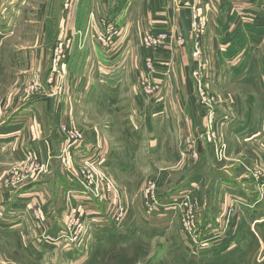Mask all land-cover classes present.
Masks as SVG:
<instances>
[{
    "label": "rangeland",
    "instance_id": "374dc122",
    "mask_svg": "<svg viewBox=\"0 0 264 264\" xmlns=\"http://www.w3.org/2000/svg\"><path fill=\"white\" fill-rule=\"evenodd\" d=\"M86 1L2 0L0 126L7 122L2 98L9 102L31 82L42 89L34 97L45 95V99L62 95L65 87L88 85L87 91L70 96L85 105L80 116L89 125L97 122L111 148L101 172L115 187L125 215L115 224L109 218L110 230L83 232L75 246L65 239L59 249L25 248L23 242L31 239L27 232L33 225L40 230L32 219L33 207L46 210V223L50 208L23 196L13 203L33 179L11 190L10 200L2 202L4 177L18 164L6 168L5 156L11 158L10 154L0 151V264L5 258L15 264H264V76L256 73L258 60H250L246 73L241 70L234 76L225 71L226 76L216 71L201 45L196 57L192 56L194 45L186 42L171 44L180 52L169 59L144 57L142 48L152 52L169 48L170 32L152 30L166 34L155 48L144 45V35L139 43L128 44L121 39L118 19L106 16L99 21L90 10L91 0L87 13L83 11ZM188 25L190 30L191 18ZM241 63L243 59H227L225 65ZM54 75L56 92L49 82ZM147 85L157 90L143 98L140 92ZM65 177L62 184L51 172L37 176L36 184L41 186L34 188L46 182L56 204L68 184ZM148 183L157 186L159 204L150 215L141 200ZM43 188L48 191L47 186ZM73 196L78 197L71 193V200ZM107 196L116 201L112 193L92 199ZM73 205L83 212L82 220L92 217L89 224L94 216L100 217L94 211L96 204H85L84 211L78 203ZM61 209L56 204L58 218L52 220L56 225L51 222L60 231L61 226L66 230L65 207ZM15 212L20 213L18 233H4L17 224L4 219ZM80 242L91 244L78 247ZM236 248L233 260L216 262V255L222 258Z\"/></svg>",
    "mask_w": 264,
    "mask_h": 264
},
{
    "label": "crops",
    "instance_id": "0c3cea01",
    "mask_svg": "<svg viewBox=\"0 0 264 264\" xmlns=\"http://www.w3.org/2000/svg\"><path fill=\"white\" fill-rule=\"evenodd\" d=\"M89 1L90 0H87L86 4H83V11H86V13L88 11L86 9ZM90 3V10L94 12L95 17L100 18L99 21L106 16H112L118 19L121 28V39L126 43L128 42V44L135 42L139 43L142 35L148 30L156 32L169 31V48L154 49V52L142 48V56H151L154 59H169L175 51H177L175 55H178L180 52L179 49L176 47L174 51L170 45L176 44L178 35L180 33L183 34L179 12L181 10L184 11V16L189 24L191 12L195 9L200 19L206 24L205 33L198 39V44L205 47V54L212 60V64L216 67L218 73L223 72L226 76V72L229 75H233L232 73H234V76L241 70H243V73H246L249 71L250 60L256 59L259 64L256 73L264 76V72H262L264 68V63L262 65V58H264L263 0H91ZM1 5L2 0H0V6ZM52 10H54L53 7L50 11ZM128 12H130L129 16ZM88 21L89 18L86 16L84 23L86 24ZM50 25L51 24H48L47 26L50 27ZM57 25L56 17L53 15L52 26L56 27ZM184 39L186 44L190 43L192 47L194 44V37L191 35V29L189 30V38L186 39L184 37ZM39 42L40 38L37 35L35 44L38 45ZM35 53L39 55L40 52L36 50ZM131 56L132 55L128 53V57L131 58ZM182 57H184L183 54ZM175 58L178 59L177 56ZM227 59H243V63L240 65L226 66L225 63ZM223 65L225 66L223 67ZM163 68L166 70L165 65ZM223 74H220L219 80H221ZM219 84H221V81H219ZM65 88L62 90V95L60 94L57 97H54V95L47 96L46 99L44 97L45 95L39 97L25 96L23 91H19V93L15 92L9 102L7 97H3L2 115L4 116L6 114L5 116L7 117H4L7 122H3L0 126V151L6 150L7 153L10 154L9 157L11 158L4 155L8 160V163H5L8 169L13 165L33 159L42 164L48 163V173H54L59 180L62 179V184L65 182L63 181L66 178L65 176H68V184L62 189L61 196L59 200L56 201V204L58 209L66 207V192L78 195V197L73 196L72 200L70 199L69 205L73 206V204L76 205L78 203V205H81V210L84 209L83 206L85 204H96L98 207L94 205V211L98 213L100 217L94 216L93 218L95 219L92 220L91 224H89V222L92 217L86 219L85 234L88 235L93 234L96 229H109L108 225L110 224V220L108 219L111 218L110 209L114 205L115 200L113 198V200H111L110 196H107V198L103 197L100 200L92 199L93 196L88 193V190L84 189L83 180L77 174L78 169L85 160L97 161L100 163V168H102V166L104 168L109 153L111 154V148L105 144L102 131L98 128L97 122H93L94 125H89L88 123L90 121L80 116V114L83 115L82 109L85 105L70 96L71 92L74 91H76L74 94H78L82 90L87 91L89 89L88 85L83 88H80V86L78 88ZM228 97H230V95H228ZM47 99L49 100L48 105L46 102ZM249 100L251 103H254L252 96ZM78 103H80V105H78ZM222 104L226 106L225 102ZM250 112H253L252 108ZM261 115L262 114H260L259 117ZM260 123H263V120L260 121ZM62 125L80 129L84 134L83 142L78 146H74L70 152L69 172L64 171L56 159L60 148L64 145V139L59 131ZM44 175H47V173ZM37 176L41 177L43 174ZM37 176H35V178H37ZM35 178H33V182L26 186V188L19 190L18 193L20 196L15 197L13 203L16 205L18 199L21 200L23 196L30 197L32 203L37 201L45 204L47 209L50 208L45 218L47 219L48 231L46 232L51 235L60 234L65 230L64 226H61L62 231H60L59 227H51V225H53L51 222H53L52 220L56 216V204L54 199L56 197L53 196L50 189L51 187L47 185L46 182L43 184L47 186L46 189H48V191L43 188L46 186L42 187L44 190H42V188H37V190H35L34 186H41L40 182L36 184L37 180ZM47 182L50 183V180ZM39 191H43V195L39 194ZM2 192H4L2 195V202L10 200L9 195H11L13 191L6 190L2 184ZM62 202L64 203L62 204ZM61 210L63 211L64 208ZM80 213L83 214V212ZM107 213L109 214L107 215ZM19 215V212L18 214L15 212L11 217L4 218L6 221H9L10 224L14 223V221L17 223L15 226L8 228V230H4V233H18L19 227L17 228V225L20 220ZM106 215L107 218H105ZM55 218H58V213ZM53 223L56 225L55 222ZM96 225H98V227H96ZM24 232H22V241ZM38 234L41 236V230L37 229L36 225H33L31 232H27V235L32 240L28 237L29 240L27 241L29 242H23V246L30 249H46L47 246L40 247V243H43V240L39 239L40 237L38 238ZM84 243L86 246L91 244L80 242L81 245L77 246H83L85 245ZM63 245L62 242H57L55 244H49L48 248L59 249L62 248ZM75 245L76 244L71 246ZM3 261L2 264H15L6 258Z\"/></svg>",
    "mask_w": 264,
    "mask_h": 264
},
{
    "label": "built area",
    "instance_id": "2783aa9c",
    "mask_svg": "<svg viewBox=\"0 0 264 264\" xmlns=\"http://www.w3.org/2000/svg\"><path fill=\"white\" fill-rule=\"evenodd\" d=\"M264 1V0H263ZM191 35L194 37V46L192 50V56L196 57L198 55V39L202 37L205 33L206 24L198 14L196 13L195 9L191 12ZM158 33V32H156ZM160 34H155L152 30L146 31L142 40L144 45L148 48H155L156 44L159 43L164 39L166 34L159 32ZM185 42L183 34L180 33L177 37V42L179 46L183 45ZM56 75L53 78L49 79V82H52L51 90L56 92L59 90L58 87H55ZM30 82V81H29ZM157 88H154L150 85H147L142 89L140 94L143 98H147L149 95H153ZM42 91L40 86H37L36 83L31 82L26 86L24 95L25 96H35ZM50 96V95H49ZM59 131L62 134L64 139V145L60 148L59 154L57 155L56 159L61 166V168L69 172V162L71 159V150L74 146L80 145L84 140V134L80 129L69 127L66 125H62L59 128ZM49 171V164L48 163H39L36 160L30 159L28 161L19 163L17 166L14 167L13 170H9L7 175L4 177L3 180V187L6 190H16L26 186L35 176L39 174H46ZM83 180V186L85 190L93 196V198H100L102 195L107 194H114L116 201L112 206V213L111 219L114 220V223H119L124 215V206L122 205V200L117 195V191L109 178L105 176L101 172L100 163L97 161H90L85 160L81 163L78 173H77ZM27 179H31L28 180ZM156 185L155 183H148L142 191L141 200L143 210L146 214L154 212V209L159 205L156 199ZM66 199V207L64 211V219L66 221V230L61 232L58 235H50L47 231V223L44 221V217L46 215L45 211L41 206L36 205L33 207L32 211V219L36 222L40 230L43 232L41 235V239L43 243H40V247H48L49 244H55L60 242L61 240H65L66 242L77 244L83 232H85V225L86 222L80 218V210L75 208L73 205L70 204L71 193H65ZM183 205V204H182ZM186 205V204H184ZM150 215V214H149ZM186 219L190 220L192 217L189 215L186 216ZM186 225L188 223H185Z\"/></svg>",
    "mask_w": 264,
    "mask_h": 264
},
{
    "label": "water",
    "instance_id": "95a60500",
    "mask_svg": "<svg viewBox=\"0 0 264 264\" xmlns=\"http://www.w3.org/2000/svg\"><path fill=\"white\" fill-rule=\"evenodd\" d=\"M179 19H180L181 24H182V29H183L184 37H185L186 39H188V36H189V28H188L187 19H186V17L184 16V11H183V10H181V11L179 12ZM46 102H47V105H48V104H49V100L47 99Z\"/></svg>",
    "mask_w": 264,
    "mask_h": 264
},
{
    "label": "trees",
    "instance_id": "16d2710c",
    "mask_svg": "<svg viewBox=\"0 0 264 264\" xmlns=\"http://www.w3.org/2000/svg\"><path fill=\"white\" fill-rule=\"evenodd\" d=\"M238 250H239V248H236V249L230 250L229 252H227L226 254H224L222 256V258L220 256H218V255H216L214 258H215V260L217 258V261L216 262H218V263H222L224 261H230V260H233L234 259V256L238 252ZM227 256H229V257H227Z\"/></svg>",
    "mask_w": 264,
    "mask_h": 264
}]
</instances>
